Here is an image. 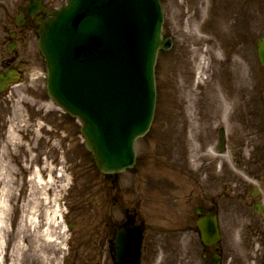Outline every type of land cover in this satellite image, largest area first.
<instances>
[{
	"label": "rangeland",
	"instance_id": "obj_1",
	"mask_svg": "<svg viewBox=\"0 0 264 264\" xmlns=\"http://www.w3.org/2000/svg\"><path fill=\"white\" fill-rule=\"evenodd\" d=\"M65 2L66 0H57L55 4L51 5V8L60 6ZM184 2L185 0H162L165 14V32L174 34L176 39L174 49L176 50L173 49L174 52H170L167 55L168 58L165 59L172 62L168 67L165 66L166 61L163 59L157 68L158 97L154 124L147 138L137 142L140 160L136 171L132 174L122 173L118 175L115 184H112V180L101 175L96 168L93 156L85 147L81 127L77 121L70 118L49 98L46 91V73H43L41 60L39 64L38 57L33 58L34 73L28 89H26V83L14 87L13 92L8 95L9 98L2 99L1 104L3 105H1L0 110L4 114L5 124L9 126V129H14L17 134L13 144H26L27 138L37 129L40 130V127L44 129L42 131L49 130V125L53 123L47 126V123L39 122V118H47L57 122L54 126L57 132L56 138L59 139L57 144L60 145L56 147L55 156L57 157L56 162L59 161L58 165L63 164L65 171L63 172V181L60 179L63 184L57 189L60 191L59 195H56L55 190H50L49 194L44 193L45 189L36 187L34 174L28 176V173L23 174L17 169V174L11 173L12 165L10 166V163H13L9 159L10 153L7 147V144L11 143L6 139V142L0 144V212L2 213L3 208L6 210L2 215L4 219L0 222V228L2 232L4 231L1 239L3 248L0 252V264H13L15 243H20L24 248L20 255L21 264H36L35 259L40 253L44 256L42 263L45 264H114L111 239L115 229L122 224L123 215H125L127 208H133L137 213L138 221H145L149 226L154 227L153 230H157L160 226L172 230L181 226L183 228L191 223L193 207L197 204L205 205V189L214 191V187H208L209 178L205 176L207 175L205 171L209 172V169L212 168L213 175L210 174L209 176V185H211L213 179L218 176L220 159H223V156L218 158L212 151V146L217 143L216 128L224 126L222 119L225 121L226 128H229V144H232L230 149L235 148L234 144H251L248 135L252 129L249 124L245 122L237 124L236 120L233 121L237 117L235 103L240 104L237 109L239 114L249 113V107H251L253 115L257 118V120L252 121V125L261 129L264 109L261 106L259 94L264 88V76L258 83L242 84L239 69H233V66L239 68L240 63L237 61L233 64L232 57V60L225 66L229 71L231 70L229 78L235 81L234 84L236 83L231 85V90L228 91L233 103L231 110L226 113L228 118L220 115L216 108L219 106V101L217 102L216 98L210 95L209 90L205 91V85L199 83L204 78V73L199 74L203 69H197L201 64L196 65L195 71L191 74L190 69L188 70L184 65L186 63L184 57L188 58L190 51L194 48L193 42H195L188 36V31L191 30L192 32L190 25L198 28L193 21H190V25L184 24L186 20H191L190 17L194 15L191 8L187 7V3ZM199 3L200 5L203 3V7H205V0H201ZM199 3L196 2L197 5ZM252 7L256 10L257 35L253 31L250 34L249 29L255 15L247 14V19L250 22L248 24V20H245L240 14L243 18L242 24L245 22L247 25H242L245 34L237 36L239 42L228 40L225 43V52L224 50L223 52L228 58L239 51L238 47L242 46L243 43L245 44V39L247 40L246 53L248 55L251 48L253 49L256 36L264 35V3L258 2L255 6L250 5L251 13L254 14ZM228 12L233 13L229 9ZM37 41L38 39L32 41L33 56L37 55ZM180 52L186 53L185 56L180 55L181 61L176 58ZM176 61L177 63H175ZM165 68H168L169 72ZM178 70L182 72L181 78L184 83L177 84L176 74ZM260 73L264 75L263 72ZM186 78L190 79L189 82L186 81ZM246 85L250 86L246 88L244 93V86ZM224 92L227 93L226 88ZM205 102H209V106H205ZM242 105L244 108H241ZM183 108V112L182 110L178 111V109ZM42 109H45L46 112L41 111ZM49 113L50 116H46ZM28 122L33 127L27 133H21L20 129L28 125ZM183 123L188 125L190 123V126L184 129L180 127ZM159 133L165 136L167 140L162 145L178 151L180 157L176 156L175 161L159 155L162 146L160 141L155 139ZM22 134L25 135L21 137ZM39 138L41 137H37V139ZM42 139L43 144H53L51 138ZM155 144H158L156 146L158 150L154 155L151 152V147ZM64 151L66 158L69 159L62 163L58 159V154H62ZM228 162L231 163L226 157V166H228ZM164 167H168V173L161 171V168ZM63 173L60 172V174ZM42 179L46 182L49 178L43 176ZM36 180L38 181L39 178ZM86 181V186L79 189L82 182ZM89 181H91L90 185H88ZM56 198L59 200L55 202ZM50 201H52L51 204H49ZM48 207L51 212L56 214H51V218L54 216L56 221V227L52 224L50 229L54 231L55 228L56 231L51 232L50 237H46L47 240L41 239L39 232L35 236L28 235L26 225L29 226L30 222L40 221L38 216L41 213L43 216L46 215L45 211L48 210ZM69 223L73 224L72 229H69L72 227ZM21 225L25 226L24 235L18 233ZM49 226L43 222L40 231L45 232ZM59 234L62 239L57 241ZM153 235L155 236L153 246L160 244L161 251L169 249L168 254L173 251V253H177L181 234H178L179 240L173 239L165 232L159 234L161 236L155 233ZM41 244L43 245L42 252H40ZM184 246L186 249H193L191 242L184 243ZM185 248L183 247V249ZM175 249L177 250L175 251ZM168 254H161L162 260H158L157 264L160 261V264L202 263L200 257L195 254L190 255V262L183 260L184 258L176 262L174 257L168 258Z\"/></svg>",
	"mask_w": 264,
	"mask_h": 264
},
{
	"label": "water",
	"instance_id": "obj_2",
	"mask_svg": "<svg viewBox=\"0 0 264 264\" xmlns=\"http://www.w3.org/2000/svg\"><path fill=\"white\" fill-rule=\"evenodd\" d=\"M71 1L74 3L55 12L53 19L41 31V49L45 56L52 57L48 67V82L52 87V94L69 112L79 111L98 116L99 122L95 126L100 127L101 134L95 139L108 138L106 135L121 129L118 134L123 136L118 140L121 151L116 158L119 161L112 166L99 162L103 170L111 168L108 173L118 172L132 166L133 145L126 144H132L137 131L143 128L146 130L148 122H143V118L145 115H152L155 97L153 64L158 48L164 44L159 34L158 40H155L157 44L151 45L147 55L144 53L151 23L147 18L137 22V18H144L147 0H93L92 6L97 8L94 17L88 14L89 7L84 9L86 2L92 0ZM133 5L142 7L134 8ZM149 8V19L152 20L153 6L149 4ZM132 56L135 59L133 68L137 74H131V78L141 74L146 79L142 86H139L141 82L126 85V73ZM73 64L75 66H70ZM107 81L109 84H105ZM117 81H120V88L115 87ZM110 90L120 94L117 97H113V94L109 96ZM144 90L146 98L143 96ZM106 97L110 100L107 101ZM141 102L142 107H138ZM144 109L146 113H143ZM104 111L107 118L114 117L113 123L109 118L108 121L100 120L99 116L104 114L100 112ZM127 114L131 118L123 123L121 120ZM82 132L88 140L90 132L87 125ZM137 238L141 240L142 236L136 230H130L124 236L130 248ZM133 252L134 248L128 250L129 254Z\"/></svg>",
	"mask_w": 264,
	"mask_h": 264
},
{
	"label": "bare ground",
	"instance_id": "obj_3",
	"mask_svg": "<svg viewBox=\"0 0 264 264\" xmlns=\"http://www.w3.org/2000/svg\"><path fill=\"white\" fill-rule=\"evenodd\" d=\"M197 1L198 0H185V2L187 3V7H189L191 9H193L194 11L198 12L199 15L194 17L192 20H186L184 22V24H189V25H190V21L195 22L196 26H198V28L200 30L199 32L201 34H203L201 36H198L197 35V31H198L197 28H195L193 25H190V28L192 29V32H191V30H189L188 31V34H189L188 36H190L191 39L198 40V45L194 48L196 54H198L200 52L201 46L205 47V43H209L208 42L209 39L205 37V32L207 33V36L211 37L213 40H217L220 43L221 40H222L221 34L223 35V33H221V29L223 27L224 28L228 27V26H226V24L223 25L222 20L219 22V17H218V12L217 11L210 12L209 19H205V22H204L203 21V9L196 4ZM71 2L74 3V1L66 0V3L63 4L62 8L65 7V6L66 7L69 6L71 4ZM92 2H93V0L91 2L87 1L85 6H84V9L89 7L90 9L88 10V14L94 17V15H96V13H97V8L92 6ZM133 7L134 8H140L142 6L141 5H138V6L137 5H133ZM201 10H202V12H201ZM46 13H47V22H48L49 20L53 19V17L49 14V12H46ZM140 20H146L145 12H144V18H137V22H139ZM43 28H44V26H43ZM71 32L73 33V31H71ZM73 34H75V33H73ZM222 42H223V40H222ZM222 42H221L220 46H222ZM215 50H216V54H215L214 57H212L213 60H214L213 63L210 64V65L209 64L205 65V74L210 75V76L206 77V78H203L202 81H200L199 83H202V85H205V91L209 90L211 92L210 95L215 97L217 102L219 101V106L216 107L217 111L220 114H223V116L225 118H228L226 113H228L231 110V106H232V99L229 96V92L228 91L231 90V83H232V85H234V83H233V80L229 81V79L226 78V76H228V72L230 74L231 70L229 71V69L226 68L225 64L227 62L225 61V58L222 56V54L220 55V57L218 56L217 52L220 49L215 48ZM255 54H257V50H255L254 48L253 49L251 48V52L249 53V55L250 56H254ZM261 54L264 56V49L261 50ZM180 55H181V53H178V55H176V58H179V60L181 61L182 57H180ZM40 57H41V54H40ZM40 57H39V59H41ZM45 58L46 59L43 60L42 65L45 67V69H43V73L45 72L47 74L46 75V82H47L46 83V91L55 100L56 103H60L59 100L57 99V97L52 94V87L50 86V84L48 82V78H49L48 75L49 74H48L47 68L51 64L50 62L52 61V57L51 56H49V57L46 56ZM134 60L135 59L132 56L131 62L128 65V70L129 71L126 73V79H128V80L132 79L131 78V74H137L136 70L133 68V61ZM184 60L186 62V63H184V65L186 66V68L190 69V74H191V72L193 73L195 71V68H196V66L194 65V64H196V62H195L196 59L193 58L192 55L190 54V58H185L184 57ZM115 61L117 62L118 60H115ZM171 63H172L171 61H166L165 62V66L168 67V65H170ZM175 63H177V61ZM70 66H75V65L73 64V65H70ZM165 69L168 71V68H165ZM169 69H171V68H169ZM0 71H1V68H0ZM16 71H18V70H16ZM16 71L10 70V71H6V72L4 71L3 73H0V81L1 82L10 81L11 78L9 76L12 75V74H15V75L18 74V72H16ZM29 73L32 75L34 73L33 69H30ZM181 74H182V72H180L178 70V72L176 74L177 75V80H176L177 84H180V82L184 83V81L182 82L183 79L181 78L182 77ZM189 80H190L189 78H186V81L189 82ZM105 84H109L108 81L105 82ZM115 85H116L115 87L120 88V86H121L120 81H117V83ZM111 88H113V87H111ZM225 88L227 89V93L226 94L224 92ZM109 89L110 88H108V90ZM105 92H107V91H105ZM143 93H144L143 96L146 98L145 90H144ZM180 99L182 101L181 97H180ZM106 100L108 101L110 99L108 97H106ZM150 102H151V100H150ZM142 104H143V102H141L138 107H142ZM47 105H48V103L45 105L46 108H47ZM205 106H209V102H205ZM186 107H187V105H186ZM63 109L68 110L65 107ZM41 111L46 112L45 109L44 110L42 109ZM70 112H71V116L69 115V117L74 119V120H76L81 128H83V125H85V126L87 125V127H89L90 135L88 136L86 134L88 136V140L86 138V141L88 143H90V144H85V145L88 148H90V150L94 153L96 161L98 163L99 162H105L106 166H112V165L117 164V162L119 160L116 159L118 156L115 155V153L117 154V153H119L121 151V148L119 147L120 145H118V144H120L118 142V140L123 137V136L118 135L119 131H114V132L110 131L111 134L110 135H106V136H108V138L104 137L103 139H95L98 134H101V132H100L101 129H100V127L97 126L98 122H99L98 116L95 115V114H88V113L86 115V114L81 113L79 111H74V112L70 111ZM102 113H104V114H102ZM143 113H146V109H144ZM100 114H102V116H99L101 121H104V120L108 121V118H109L111 123L114 122V117L113 116H108V118H107L106 111L100 112ZM46 116H50V113L48 115H46ZM95 119L97 121H95ZM102 119H104V120H102ZM250 119L252 120L251 116H250ZM151 120H152V115L151 116L145 115L144 118H143V122H150ZM30 121H31V119H30ZM38 121L47 123V126H48V124H51V123H53V124L49 125V130H47V131L46 130L42 131V130H44L42 127H40L41 131L38 130L37 128H35V129H37V131L33 132L29 136V138H27L26 144H17V143L13 144L16 141L17 134H16V132H14V129H12V128L9 129V131H7L8 132L7 133L6 129H5V125H4L2 128L5 131V133H2L0 135L1 143L3 144L4 142H6V139L8 140V142L11 143V144H7V147L9 149V153H10L9 159L13 163V164L10 163V166L12 165L11 166L12 168L10 169L12 174H17L16 169L19 172L21 171V172H24V174H27V173L32 171L33 167H31V166L33 165V163L40 161V163L42 162V167H39L38 169H36L35 173H34V176H33V178H34V180L36 182V187L38 189H40V187H41V189H45L44 193H48V192H50V190H55L56 195H59L60 191L57 190V189H59V187L63 184V182H60V178L57 177V175L59 176V174L55 175L56 174V169L52 166V164H55L56 161H57V157L55 156L56 149H57L56 147L58 145H60V144H57V141L59 139L56 138V133L57 132H56V129H55V126H54V125L57 124V122L50 121L47 118L46 119L45 118H43V119L39 118ZM246 122L249 125L253 126L252 125V121H249V119H247ZM96 123H97V125L95 126ZM29 125H30V123L28 122V125H25L24 127H22L20 129V132L21 133H27L28 130L33 127L31 125H30L31 126L30 127ZM261 125L264 126V121L261 122ZM187 126H190V123H189V125L186 124V123H183V124H181L180 127L185 129V127H187ZM63 129H64V127H63ZM151 131H152L151 127L149 129H147L145 132H144V128L139 130V131H137V133H136L137 136H135L134 140L137 137L142 136L143 133H146L145 135L150 134ZM23 135H25V134H22L21 137ZM157 135L158 136L155 139L160 141V145L162 146L161 147V151H160L161 154L164 157H168L169 159L175 161L176 160V156H179L178 151L176 149L171 150L170 147H166L165 145H162V144H165L167 140H166L165 136H163L161 133H159ZM263 135H264V132H263ZM39 136L41 138L37 139V137H39ZM253 136H254L253 132L251 131V133L248 135V137L251 138ZM100 137H101V135H100ZM42 138H47V139L51 138V139H53V144H43V139ZM34 145H35V147H34ZM126 145H133L134 146L135 144H134V141H133L132 144H126ZM221 145L223 146L225 144H221ZM156 146H157V144L154 145L153 148H155ZM216 147H218V146H215V148ZM220 148H222V147H220ZM155 150H158V149L155 148ZM73 153H74V151H73ZM43 155L45 157H43ZM133 158H134V156H133ZM58 159H60V161L65 163L69 158H66V152L64 151L62 154H58ZM28 161H30L29 165L27 164ZM240 161H242V160H240ZM177 165H179V163H177ZM128 167H130V166H128ZM60 170L63 173L65 171V168L60 169ZM110 170H111V168H107L106 169L107 172L110 171ZM106 171H105V169L104 170L102 169L100 171L101 175H104V172H106ZM43 172H48V178L49 179L46 182L43 181L42 176H41V174ZM2 174L4 175L3 172H2ZM63 175H64V173H63ZM63 175H62V177H63ZM37 178H39L38 181L36 180ZM61 181H63V180L61 179ZM78 181H80V180H78ZM86 183H87V181L86 182H82V184L79 186L80 187L79 189H82V187H85ZM90 183H91V181H89L88 185H90ZM251 190L255 192V193L251 194L253 196V195H255V194H257L259 192V186L253 185V188ZM57 200H59V199L56 198L55 202ZM51 203H52V201H50L49 204H51ZM262 209H264V203L257 204L256 210H262ZM37 211H39V210H37ZM4 212H6V210L3 208L2 213L0 212V222H1L2 219H4V218H2V215H4L3 214ZM45 213H46V215H44V216L42 215V213H41V215L38 216L40 218L39 219L40 221H38V222L37 221L36 222H30L29 226L26 225V230L28 231V235L35 236V234H38V232H39V237L41 239H43V240H47L48 238H46V237H50L51 232L56 231L55 228H54V231L50 230L52 224H54V227H56V221L54 219V216H53V218H51V214L53 212H51V210H49V207H48V210H46ZM53 214L56 215L55 213H53ZM214 214L216 215V212H214ZM256 214L258 215V213H256ZM260 215H264V212H261ZM43 222H46L47 225H50L45 232H41L40 231L41 230V225H42ZM27 223H29V222H27ZM27 226H28V229H27ZM71 226H73V224H71L70 227ZM71 228H69V229H71ZM160 229H167V231H169L167 227H162ZM214 229H215L217 235H219L218 227L215 226ZM26 230H25V226L21 225V227L18 230V233L21 234V235H24ZM203 231L205 232V228L204 227H203V230L201 231L202 239H201V241L198 244H196V246L202 245L201 244L202 241H204L205 243L207 242V237L205 236L207 234V232H205V234L203 236V233H202ZM3 232H2V229L0 228V252L2 251V248H3L2 243H1ZM211 235L213 237L209 236L210 239H213L215 241L218 239V238L215 237L214 234H211ZM141 236H142V234H141ZM61 239H62V236L59 234L57 241H59ZM145 239L148 240V238L146 236H144L143 239L141 238V240L139 238H137L136 240H133V245L134 246L132 245V247L134 248V252L138 253V251L140 250V246L139 245L140 244L142 245L141 242H143V240H145ZM57 243L59 244V242H57ZM42 248H43V245L41 244L40 245V252H42ZM151 248H152V246H150V250H151ZM114 249H115V245H114ZM217 249H218V247L216 248V250ZM22 250H24L23 246L20 243H15V246L13 248V264H21L22 259H20V255H21V251ZM124 251L125 250H124L123 247L118 249V252H119V255H120L119 259L117 260L118 264H126L124 262ZM146 252L149 253L147 250H146ZM153 252H156V250L153 249ZM157 254H160V256L156 257ZM161 254L166 255V251H159V252L154 253V254L150 253L147 256H149L150 262L152 264H157L158 260H160V259L162 260ZM131 257H132V259L135 258V255L132 254ZM24 258L25 257L23 255V260H24ZM43 259H44V256L42 255V253L37 254V257L35 259L36 260V264H45V263H42ZM175 259H176V262H178V260L181 259V257L177 256ZM183 260H185V259H183ZM213 260L217 264H220L219 257L214 256ZM160 262H159V264H160Z\"/></svg>",
	"mask_w": 264,
	"mask_h": 264
},
{
	"label": "flooded vegetation",
	"instance_id": "obj_4",
	"mask_svg": "<svg viewBox=\"0 0 264 264\" xmlns=\"http://www.w3.org/2000/svg\"><path fill=\"white\" fill-rule=\"evenodd\" d=\"M239 1L255 6L261 0ZM226 2L219 0L220 6ZM33 3L34 0H15V10H8L0 18V73L17 69L23 77L27 74L32 60L29 43L38 30L37 18H46L45 9H48L47 3L41 0L42 9L35 12ZM250 14L255 15L252 31L257 35L256 10ZM233 20L239 22L240 18L235 15ZM234 146V169L242 175L232 174L229 167L220 165L217 191H205V213L218 215L221 238L217 250L215 246L205 245L202 253L205 264H213L214 256L219 257L220 264H264V215H260L264 209L256 210L257 204L264 203V144ZM246 148L249 149L248 157L243 155ZM253 185L259 186V192L252 196L255 193L251 190Z\"/></svg>",
	"mask_w": 264,
	"mask_h": 264
}]
</instances>
